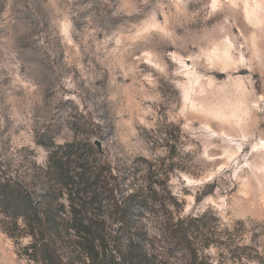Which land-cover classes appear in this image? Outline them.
<instances>
[{
    "label": "rangeland",
    "instance_id": "rangeland-1",
    "mask_svg": "<svg viewBox=\"0 0 264 264\" xmlns=\"http://www.w3.org/2000/svg\"><path fill=\"white\" fill-rule=\"evenodd\" d=\"M76 125L264 256V0H0V138L43 164ZM17 248L0 225V264Z\"/></svg>",
    "mask_w": 264,
    "mask_h": 264
},
{
    "label": "trees",
    "instance_id": "trees-1",
    "mask_svg": "<svg viewBox=\"0 0 264 264\" xmlns=\"http://www.w3.org/2000/svg\"><path fill=\"white\" fill-rule=\"evenodd\" d=\"M72 130L61 145L40 135L43 164L0 138V225L28 264H264L212 212L182 215L163 162L113 165L86 127Z\"/></svg>",
    "mask_w": 264,
    "mask_h": 264
},
{
    "label": "water",
    "instance_id": "water-1",
    "mask_svg": "<svg viewBox=\"0 0 264 264\" xmlns=\"http://www.w3.org/2000/svg\"><path fill=\"white\" fill-rule=\"evenodd\" d=\"M96 145L99 149H102L101 143L99 141H96Z\"/></svg>",
    "mask_w": 264,
    "mask_h": 264
}]
</instances>
